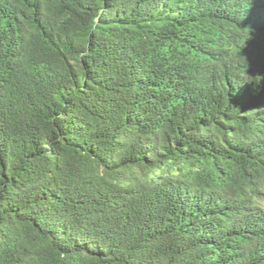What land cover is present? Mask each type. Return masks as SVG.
Returning a JSON list of instances; mask_svg holds the SVG:
<instances>
[{
  "label": "trees",
  "instance_id": "obj_1",
  "mask_svg": "<svg viewBox=\"0 0 264 264\" xmlns=\"http://www.w3.org/2000/svg\"><path fill=\"white\" fill-rule=\"evenodd\" d=\"M0 264H264V0H0Z\"/></svg>",
  "mask_w": 264,
  "mask_h": 264
},
{
  "label": "bare ground",
  "instance_id": "obj_2",
  "mask_svg": "<svg viewBox=\"0 0 264 264\" xmlns=\"http://www.w3.org/2000/svg\"><path fill=\"white\" fill-rule=\"evenodd\" d=\"M224 171V170H223Z\"/></svg>",
  "mask_w": 264,
  "mask_h": 264
}]
</instances>
